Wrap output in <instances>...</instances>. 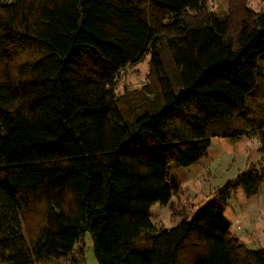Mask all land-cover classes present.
<instances>
[{
    "label": "trees",
    "instance_id": "1",
    "mask_svg": "<svg viewBox=\"0 0 264 264\" xmlns=\"http://www.w3.org/2000/svg\"><path fill=\"white\" fill-rule=\"evenodd\" d=\"M149 53L139 88L116 91ZM256 135L260 163L159 227L167 167L212 136ZM264 180V13L248 0H0V264H264L223 213ZM204 247V250H203Z\"/></svg>",
    "mask_w": 264,
    "mask_h": 264
},
{
    "label": "rangeland",
    "instance_id": "2",
    "mask_svg": "<svg viewBox=\"0 0 264 264\" xmlns=\"http://www.w3.org/2000/svg\"><path fill=\"white\" fill-rule=\"evenodd\" d=\"M207 4L219 12L226 9V0H207ZM248 6L264 13V0H248ZM148 69L149 53H145L122 70L116 91L121 93L125 86L139 88ZM260 145L254 134L212 136L207 152L195 163L187 166L170 163L166 172V180L172 186L169 201L166 205L153 203L148 212L150 220L159 227L170 228L183 218L190 219L208 202L217 203L218 187L229 180L235 181L249 164L259 166ZM223 215L231 233L246 247H264V180L256 194L247 196L240 188L233 192L225 203ZM196 253L199 251L185 249L176 264H194ZM84 256L85 264H98L88 233L84 237Z\"/></svg>",
    "mask_w": 264,
    "mask_h": 264
}]
</instances>
